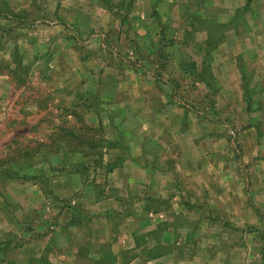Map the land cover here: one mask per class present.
Here are the masks:
<instances>
[{"label":"rangeland","instance_id":"rangeland-1","mask_svg":"<svg viewBox=\"0 0 264 264\" xmlns=\"http://www.w3.org/2000/svg\"><path fill=\"white\" fill-rule=\"evenodd\" d=\"M10 1L0 0V264H97L87 250L77 262L67 250L75 220L87 227L105 216L113 240L119 226L151 221L134 209L172 202L190 209L172 212L160 232L186 243L162 246L173 256L158 264H264V194L254 203L247 195L248 163H264V0ZM175 122L196 145L192 164L216 175L234 169L244 198L183 196L177 186L174 201L142 204L136 183L111 184L108 173L151 146L153 127L170 126L163 139L174 142ZM28 154L43 162H4ZM140 234L136 244L153 241ZM150 251L138 256L143 264ZM100 264L114 263L107 253Z\"/></svg>","mask_w":264,"mask_h":264},{"label":"crops","instance_id":"crops-1","mask_svg":"<svg viewBox=\"0 0 264 264\" xmlns=\"http://www.w3.org/2000/svg\"><path fill=\"white\" fill-rule=\"evenodd\" d=\"M255 1L256 0H253V2ZM10 2L11 1L9 0V3ZM255 33L259 34L258 32ZM259 35L264 36V30ZM255 124L256 119L255 117H253L246 131L250 133V131L254 130ZM174 125L175 141L170 144H168V142L165 143V139H163V137L171 136L169 135L171 127H165L162 130L157 127H153L156 129L154 130L155 138L154 141H152L151 146L145 145V143H141V145H138V150H140L137 156L138 159L133 158L131 160H126L122 163L120 168L113 170L112 173H108L107 178H110L108 176H113L111 179V184H114L115 188H121L123 186H121L119 182H123L125 188H131L132 186L134 187L132 183H136L138 185L137 190L139 189V191H137L136 193L141 197L142 204H144V202H147L149 197L167 199V195H169V198L174 201L176 199V195L178 194L177 191L175 192V187L177 186L181 190V195L183 196L184 190H201L202 195H205V197L208 198H225L229 195V192H231L232 197L236 195L240 197L241 195H238L239 191L237 190V188L239 186L241 176L237 174L234 169L231 171V174L227 172V170L225 172L221 170V174L216 175L214 173H209L207 170L204 171V168L200 167L196 163L192 164L191 155L196 151V145L193 144L192 139L191 142L190 139H186L187 135L190 136L191 134H189L188 131L182 130L181 132L177 122H175ZM177 127L178 129H176ZM147 129H152V127H148ZM180 137H183V139ZM185 140L187 142H185ZM150 148L153 152L149 155L148 149ZM163 150H166L168 152H166L162 157L161 153L163 152ZM42 162L43 160L41 158H36L33 160L29 159L21 161L20 163L11 162V165L14 166L21 164L23 166L29 165L34 167L39 166ZM248 164L250 170L249 180H252V185L248 188L247 195L252 198L254 203L257 193L264 194V163H261L260 167L254 165L252 161ZM132 165H134V169L131 168ZM224 165L225 164L222 165V168L224 167ZM120 175L124 176L125 182L120 179ZM247 179H245V181H247ZM31 183L34 186H37V184H35L34 182ZM176 183H180L181 186L176 185ZM258 184L263 187L262 190L256 188ZM227 186L231 187L230 191L228 192L226 191L228 189ZM248 186L249 185H247V187ZM87 191L89 192V194H91L92 197V191H90L89 189ZM225 191L227 193H224ZM76 192L77 191L75 190V193ZM241 197H243V195ZM196 198L200 197L196 196ZM92 201L93 203H95V200ZM102 203V201L98 202V204ZM174 205L175 204L172 202L168 209L157 211L147 210L143 205L139 210L134 209L135 212H141L145 213V216H151L149 217L151 218V221H148L144 225L145 228H142L141 226L139 227L138 225H136L137 227H130V225H126L127 227H125V225L119 226L120 233L118 234V236H116L117 238L113 240L107 238L110 230H112V224L109 223L105 216L103 217L101 215L99 218L93 217L92 221H87V223H85L87 227H83V224H78V221L75 220V240L71 243L70 241L67 242V250H71L73 255L72 258L75 259V262H77L81 258V256H83L84 251L87 250V255L89 258H91L89 260L97 264L105 261V255L107 253L110 261L114 264H137V261H140L143 264V258H140L138 256L142 255V253L145 252V249L147 251L151 250L150 252H152L151 257L147 258L146 264H158L157 262H159L160 259H163V257L165 258V256L168 255L169 256L166 258L170 259V257H172L173 255L162 252L161 247L184 245L186 243V238L182 236L176 237L168 231H163L161 234V226L165 225L167 229L170 230V223L172 220L170 214H172V212H180L185 214L188 213V210L190 209V206H188L186 203L180 204L177 209H172ZM215 206L216 208H219V205H216V203ZM97 207L98 206L95 204L90 207L92 210V214L96 212V210L94 209H97ZM216 208L209 207V211H206V214H212L213 210L214 212H216ZM225 211L227 210H224L222 212ZM241 212L242 210L240 207H237L235 209L233 208L230 213L228 211L229 214H239ZM95 218L100 221H96ZM201 223L199 222V224ZM204 224L208 223L205 222ZM86 228L88 229V231L92 230L93 235L95 233L94 230H103L105 238H95V236L89 235V232L88 234L85 233V230H87ZM140 233H145L146 236L149 235L148 237L150 239L153 238V241H148L149 243L147 242L146 247H144V243L136 244V237L141 236ZM155 236H158V240L154 241ZM43 245H46V243H43ZM155 246L156 248H154ZM174 251H176L177 254L179 253V250H173V252ZM128 256L130 257V259Z\"/></svg>","mask_w":264,"mask_h":264},{"label":"trees","instance_id":"trees-1","mask_svg":"<svg viewBox=\"0 0 264 264\" xmlns=\"http://www.w3.org/2000/svg\"><path fill=\"white\" fill-rule=\"evenodd\" d=\"M61 132H62V131H61ZM69 134H71V133H69ZM79 153H80V151H79ZM89 154H90V153H87V154H85V155H89ZM31 157H32V155H30V154H28V155H24V156H21V158H24V159H22V160H29V159H31ZM16 160H17V158H9V159L5 160L4 162H5V163L17 162ZM22 160H19V161H22Z\"/></svg>","mask_w":264,"mask_h":264}]
</instances>
